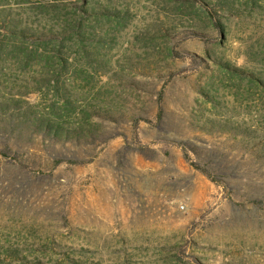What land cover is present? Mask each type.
Returning a JSON list of instances; mask_svg holds the SVG:
<instances>
[{
	"label": "rangeland",
	"instance_id": "obj_1",
	"mask_svg": "<svg viewBox=\"0 0 264 264\" xmlns=\"http://www.w3.org/2000/svg\"><path fill=\"white\" fill-rule=\"evenodd\" d=\"M263 85L264 0H0V264H264Z\"/></svg>",
	"mask_w": 264,
	"mask_h": 264
},
{
	"label": "trees",
	"instance_id": "obj_2",
	"mask_svg": "<svg viewBox=\"0 0 264 264\" xmlns=\"http://www.w3.org/2000/svg\"><path fill=\"white\" fill-rule=\"evenodd\" d=\"M14 35L22 36L19 33L18 34L14 33ZM35 122L37 123V128L39 131L43 132L45 135L52 137L53 139H56V140L79 141L80 139H84V138H87L88 136H92V133L90 131L85 132L83 129H79V128L71 129V128L63 127L62 124L52 122L49 119H43V120L39 119V120H35ZM203 130H209V129H207V127H204ZM231 130L235 132H239L241 131V128L229 122H226L224 125L219 126L220 132H226V131L229 132Z\"/></svg>",
	"mask_w": 264,
	"mask_h": 264
}]
</instances>
